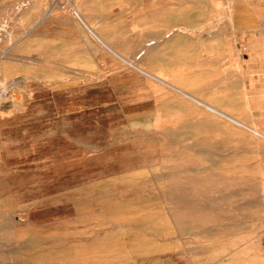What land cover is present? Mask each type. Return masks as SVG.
<instances>
[{
    "label": "rangeland",
    "instance_id": "obj_1",
    "mask_svg": "<svg viewBox=\"0 0 264 264\" xmlns=\"http://www.w3.org/2000/svg\"><path fill=\"white\" fill-rule=\"evenodd\" d=\"M49 3L115 54L0 80V264H264V0Z\"/></svg>",
    "mask_w": 264,
    "mask_h": 264
},
{
    "label": "crops",
    "instance_id": "obj_2",
    "mask_svg": "<svg viewBox=\"0 0 264 264\" xmlns=\"http://www.w3.org/2000/svg\"><path fill=\"white\" fill-rule=\"evenodd\" d=\"M50 6L49 0H0V80H32L38 70L81 69L82 62L88 69L97 67L96 54L107 50L89 23L100 20L90 14L81 20ZM249 64L250 70L264 69V60Z\"/></svg>",
    "mask_w": 264,
    "mask_h": 264
},
{
    "label": "bare ground",
    "instance_id": "obj_3",
    "mask_svg": "<svg viewBox=\"0 0 264 264\" xmlns=\"http://www.w3.org/2000/svg\"><path fill=\"white\" fill-rule=\"evenodd\" d=\"M76 16H78L77 18L78 19H81L82 20V16L79 14V12H76ZM89 29H90V31L95 35L94 37H96L97 38V40H98V42L100 41L103 45H105L106 46V48L107 49H109V51L111 52L112 51V53H113V49L110 47V46H108L107 44H106V42L101 38V37H99L94 31H92V29L89 27ZM88 29V30H89ZM174 31H176V30H174ZM92 36V35H91ZM170 36V33H168V35H166L165 37H169ZM153 44H155V41H153V42H149V43H147L146 45H145V48H150V46H152ZM155 48V47H154ZM147 52V51H146ZM113 54H115V53H113ZM143 54H145V51H143V53L141 54V55H143ZM141 55H140V57H141ZM118 59H119V57H118ZM120 59H122V60H125V58L124 57H122V56H120ZM125 63V62H124ZM147 74V73H146ZM153 77V76H152ZM156 79V78H155ZM157 80V79H156ZM159 81V80H158ZM157 81V82H158ZM161 82V81H160ZM162 83V82H161ZM6 92H7V88L5 87L3 90H2V94H6ZM193 100H195L196 102H200V101H198V99H195V98H193ZM205 106V105H204ZM209 108V107H208ZM212 110H214V111H217V112H220L219 110H217L216 108L214 109V108H212V107H210ZM211 109H208V110H211ZM213 111V112H214ZM216 112V113H217ZM215 113V112H214ZM219 114V113H218ZM220 114H222V113H220ZM227 118V117H226ZM229 118V117H228ZM235 122V121H234ZM135 235V234H134ZM124 236V235H123ZM137 237V236H136ZM124 243V242H123ZM132 243H133V241H132ZM126 246V245H125ZM130 247V246H129ZM199 250V249H198ZM182 251V250H181ZM212 258V257H211ZM220 260V259H219Z\"/></svg>",
    "mask_w": 264,
    "mask_h": 264
}]
</instances>
